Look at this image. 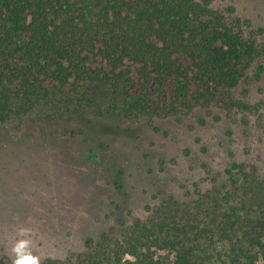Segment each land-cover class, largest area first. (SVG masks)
Listing matches in <instances>:
<instances>
[{
	"label": "trees",
	"instance_id": "16d2710c",
	"mask_svg": "<svg viewBox=\"0 0 264 264\" xmlns=\"http://www.w3.org/2000/svg\"><path fill=\"white\" fill-rule=\"evenodd\" d=\"M216 0H0V125L32 112L126 119L238 106L231 88L264 71L262 27ZM104 84L107 105L94 86ZM94 108V109H93ZM117 229V230H116ZM264 264V174L234 161L189 200L87 239L40 264ZM0 264H13L0 260Z\"/></svg>",
	"mask_w": 264,
	"mask_h": 264
},
{
	"label": "rangeland",
	"instance_id": "374dc122",
	"mask_svg": "<svg viewBox=\"0 0 264 264\" xmlns=\"http://www.w3.org/2000/svg\"><path fill=\"white\" fill-rule=\"evenodd\" d=\"M228 5L264 29V0L215 1ZM255 65L231 88L249 109L198 105L152 121L32 112L0 125V260L13 263L20 240L39 260L82 254L89 237L221 183L234 161L264 174V71L256 78ZM93 92L106 106L105 85Z\"/></svg>",
	"mask_w": 264,
	"mask_h": 264
},
{
	"label": "clouds",
	"instance_id": "9594fccd",
	"mask_svg": "<svg viewBox=\"0 0 264 264\" xmlns=\"http://www.w3.org/2000/svg\"><path fill=\"white\" fill-rule=\"evenodd\" d=\"M26 231V229L21 228L20 234L24 235ZM28 244L29 241L25 240H20L16 243V245L12 249V252L15 255L13 264H40L38 257H35L31 253L26 251Z\"/></svg>",
	"mask_w": 264,
	"mask_h": 264
}]
</instances>
